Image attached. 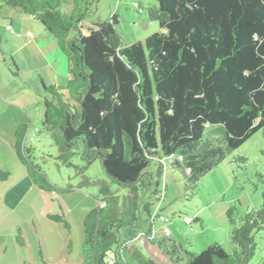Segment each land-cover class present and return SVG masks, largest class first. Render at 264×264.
Listing matches in <instances>:
<instances>
[{"label": "trees", "instance_id": "obj_1", "mask_svg": "<svg viewBox=\"0 0 264 264\" xmlns=\"http://www.w3.org/2000/svg\"><path fill=\"white\" fill-rule=\"evenodd\" d=\"M96 2L1 0L37 20L66 57V85L41 84L56 159L70 167L77 157L83 169L99 160L107 176L95 181L99 197L83 218L79 264H157L137 244L154 243L155 219L166 220L154 210L166 163L194 182L217 163L216 135L232 150L255 132L264 140V0H156L147 12L160 30L127 46L115 14L88 18ZM26 131L25 123L14 130L15 156L35 186L54 191L24 144ZM10 175L0 169V182ZM256 175L260 208L226 211L233 251L213 242L185 264H249L264 231V172ZM48 217L70 231L63 214Z\"/></svg>", "mask_w": 264, "mask_h": 264}, {"label": "rangeland", "instance_id": "obj_2", "mask_svg": "<svg viewBox=\"0 0 264 264\" xmlns=\"http://www.w3.org/2000/svg\"><path fill=\"white\" fill-rule=\"evenodd\" d=\"M153 5L156 0H97L93 15L88 18L100 22L115 14L122 46H127L160 30L158 22L148 17L147 9ZM11 20L12 30H6ZM26 31L32 34L31 38L39 39L37 46L46 56L49 69L40 68L39 59L38 64L30 61L26 66L20 64L21 72L16 70L10 50H16L25 39L35 41ZM43 35L55 43L37 20L0 0V169L11 174L7 181L0 182V264H79L83 218L95 207L99 197L95 181L107 180L99 160L83 169L84 162L77 157L72 159L70 167L56 159L57 149L42 125L43 99L48 94L40 86L39 71L43 77L53 75L49 71L62 76V70L66 73L67 68L61 64L66 66L67 60L58 48L55 53L45 46L48 39L44 40ZM2 52L6 53L4 59ZM59 57L61 63L57 60ZM24 123L27 124L24 144L33 148V162L42 167L56 187L54 191L35 186L15 156L14 130ZM212 139L221 149L220 156L196 181H188L181 169L166 163L160 182L164 196L154 205V210L158 205L159 214L166 220L155 219L154 243L140 239L142 245L137 244L157 264H185L190 254L200 252L213 242L221 243L231 253L226 211L235 207L237 217L260 208L261 187L256 175L264 172V156L260 154L264 140L260 134L253 133L233 150L226 146L221 135ZM238 156L246 157V161L241 162ZM109 186L112 191L117 190L114 184ZM63 189L69 191L63 192ZM57 214L65 216L70 231L48 217ZM70 240L71 248L68 247ZM255 240L257 245L249 264H264V231L258 232Z\"/></svg>", "mask_w": 264, "mask_h": 264}, {"label": "crops", "instance_id": "obj_3", "mask_svg": "<svg viewBox=\"0 0 264 264\" xmlns=\"http://www.w3.org/2000/svg\"><path fill=\"white\" fill-rule=\"evenodd\" d=\"M10 24L12 25V20L10 21ZM11 30H12V26H11ZM84 32H86L85 29H83ZM27 32V31H26ZM19 37V36H17ZM30 39H33L31 38L30 36H28ZM38 37V36H37ZM43 39H48V37L46 35H43ZM31 41H28V39H25V41L19 45V47H17V49L15 50L14 48H12L10 51V58H11V61L13 62V64L16 66V68L18 69V73L21 72V70L23 69V66H21L20 64L22 65H29L30 64V61L34 62V64H38L39 62V59H40V63H41V67L40 68H46V69H49L50 65L47 61V58L46 56H44L42 50H41V47H38V42H39V39L36 38L35 41L31 42ZM37 43V44H36ZM45 46H48L49 48H52L57 50V46H56V43H53V41H51L50 39L47 40ZM29 47V49H27ZM56 53V51H55ZM17 55V56H16ZM16 56V57H15ZM6 57V53L5 52H2L1 54V58L4 59ZM58 61L60 60V63H61V59L60 57L57 59ZM61 67H66L67 68V65L66 66H63V64H61ZM60 67V68H61ZM38 68V69H40ZM49 74H53L49 77H43L41 74H40V71H39V80H40V86L41 84H45V85H58V86H62L64 85V81H68L69 79V74H68V71L65 73V71L63 72L62 70V76H60L58 74V72L54 73L53 71H49L48 72Z\"/></svg>", "mask_w": 264, "mask_h": 264}, {"label": "built area", "instance_id": "obj_4", "mask_svg": "<svg viewBox=\"0 0 264 264\" xmlns=\"http://www.w3.org/2000/svg\"><path fill=\"white\" fill-rule=\"evenodd\" d=\"M26 34H27V35H29V36H31V35H32L30 32H27Z\"/></svg>", "mask_w": 264, "mask_h": 264}]
</instances>
